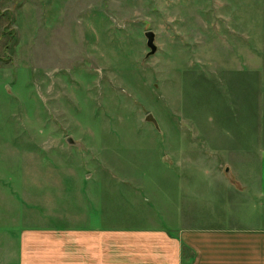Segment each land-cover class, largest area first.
Returning <instances> with one entry per match:
<instances>
[{
  "label": "rangeland",
  "instance_id": "1",
  "mask_svg": "<svg viewBox=\"0 0 264 264\" xmlns=\"http://www.w3.org/2000/svg\"><path fill=\"white\" fill-rule=\"evenodd\" d=\"M263 148L264 0H0V264L83 214L207 225Z\"/></svg>",
  "mask_w": 264,
  "mask_h": 264
},
{
  "label": "crops",
  "instance_id": "2",
  "mask_svg": "<svg viewBox=\"0 0 264 264\" xmlns=\"http://www.w3.org/2000/svg\"><path fill=\"white\" fill-rule=\"evenodd\" d=\"M259 165V191L253 199L224 197L223 209L199 211L208 215L207 225L194 221L94 224L88 220L92 216L83 214L88 222L80 225L24 228L19 264H264V148ZM102 198L89 194L79 196L78 202ZM136 198L132 196L133 205L140 207ZM226 202L232 211H226ZM249 216L252 222L246 220ZM227 219H232L230 225L222 222Z\"/></svg>",
  "mask_w": 264,
  "mask_h": 264
},
{
  "label": "water",
  "instance_id": "3",
  "mask_svg": "<svg viewBox=\"0 0 264 264\" xmlns=\"http://www.w3.org/2000/svg\"><path fill=\"white\" fill-rule=\"evenodd\" d=\"M145 36L147 37V46L150 48V52L147 54V57H149L150 55L155 54L157 51V45L155 43L156 34L154 31L148 30V31H146ZM145 119L147 121L153 122L155 124V126L157 128H159V123L152 113H149ZM70 142L72 143L73 140L70 139ZM227 171H228V169H227Z\"/></svg>",
  "mask_w": 264,
  "mask_h": 264
}]
</instances>
